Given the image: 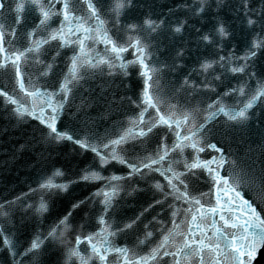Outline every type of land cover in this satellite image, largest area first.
Wrapping results in <instances>:
<instances>
[{
	"label": "snow or ice",
	"instance_id": "snow-or-ice-1",
	"mask_svg": "<svg viewBox=\"0 0 264 264\" xmlns=\"http://www.w3.org/2000/svg\"><path fill=\"white\" fill-rule=\"evenodd\" d=\"M222 3L223 0H215L216 8ZM6 7L13 19L11 24L0 20V72L14 74L23 95L16 94L15 89L12 93L0 90L4 104L12 106V114L18 121H38L41 142L51 146L70 141L98 158V170L85 169L79 180L106 181L97 192L103 196L99 229L87 235L77 233L74 243L70 239L73 230L69 221L71 212L60 219L47 236L37 235L22 253L17 251L12 236L0 227V246L9 251L14 264L17 256L37 252L46 240L63 247L64 264H155L169 256L173 264H258L260 253L264 251V215L257 210L254 201L245 196L244 189L254 182H264V163H260L259 176L238 168L237 160L231 154L210 142L212 128L209 125L222 115L226 130L240 131L248 127L250 110L264 98V83L257 80L254 87L250 83L255 74L248 73V62L264 47V41L254 38L242 55L236 54V45H233L224 55L225 41L232 37L224 20L217 14L212 26L206 32L203 30L204 14L213 7V0H194L192 5H186L191 16L171 24L148 15L142 22L125 25L121 18L128 9L135 7L134 0H109L107 7L102 0H14V7L8 0H0V11ZM190 21H199L200 27ZM247 24L252 27L257 21L249 18ZM189 28L196 34L197 53L201 46L205 50L211 47L213 51L207 57L197 54L199 69L193 68L182 74L189 43L183 36ZM261 30L264 31V25ZM165 31L173 45L177 38L182 41L171 56V63L161 61L157 55L162 43L158 37ZM97 44L104 46L103 52L97 50ZM53 49L55 55L48 61L46 57ZM66 50H70L71 55ZM129 51L132 59L124 55ZM60 56L65 57L64 67L56 83L49 84L48 77ZM29 67L35 68V79L31 74L26 76ZM130 69H138L143 87L137 98L127 97L138 109L128 117V127L121 122V131L106 132L103 136L91 129H80L83 135L68 126L61 130L62 117L83 87L82 82L97 76L128 77L132 75ZM166 72L177 73L170 89L161 85ZM194 74L203 79L197 82L193 79ZM240 76H248V79L240 80ZM232 79H237L235 86L231 85ZM226 80L229 81L226 90L218 91ZM181 93L185 97L183 103L177 99ZM197 97L202 99L197 100ZM232 97L239 98L229 103L226 98ZM82 109L83 103L72 114V119H79L78 113ZM88 119L85 113L81 121L85 128ZM161 127L167 132L154 152L147 155L129 152L130 140L139 139L143 143L153 129ZM169 134L173 137L170 145L167 142ZM209 150L218 155L201 156ZM176 153L179 159L170 156ZM112 162L126 166L129 179L134 176L153 179V187L162 194V199L154 200L123 227L115 220L109 223L107 219L115 197L124 191L123 185L118 183L124 177L102 175ZM257 164L258 159H255L248 165L252 173L256 172ZM153 173H158L166 185ZM63 175L56 169L50 176L41 177L37 188L30 189V192L41 193L39 203L26 205V208L36 214L47 212L48 204L43 194L53 190L66 191L70 183L76 182L57 183V177ZM191 176L203 178L209 185L208 191L193 194L188 179ZM213 196L215 203H212ZM168 197L172 198L171 203H168ZM164 203H168L171 213V227L157 221L161 223L160 239L148 253L140 255L127 245L119 246L114 242V237L137 226L146 212ZM79 206L74 204L73 208ZM7 216L6 205H0V217ZM149 224L144 225L145 237L138 241L139 244H145L153 237V232L147 231ZM81 245H86L84 251ZM110 256L114 258L110 260Z\"/></svg>",
	"mask_w": 264,
	"mask_h": 264
},
{
	"label": "water",
	"instance_id": "water-1",
	"mask_svg": "<svg viewBox=\"0 0 264 264\" xmlns=\"http://www.w3.org/2000/svg\"><path fill=\"white\" fill-rule=\"evenodd\" d=\"M102 2L107 7L109 0H102ZM8 3L14 7V0H8ZM134 3L135 7L128 9L121 18L125 25L142 22L148 15H151L157 21L164 19L169 24L177 20H184L191 16V13L186 11V5H192L194 0H134ZM262 13H264V0H223L220 8H216L215 0H213V7L204 14L205 23L203 30L206 32L212 26L214 22L213 18L218 14L232 33L231 39L225 41L226 47L223 54L227 55L232 46L236 45V54L242 55L246 51V48L250 47L254 38L258 37L261 41H264V31L261 30V25H264V15H261ZM249 18L256 20L257 24L250 27L247 24ZM12 19L13 15L10 13L8 7L0 11V20H6L11 24ZM190 22L200 27L199 21ZM23 28L24 26L22 25V31ZM167 36V31H165L163 36L158 37V39L162 40V43L157 55L161 61L167 60L171 63V56L174 55L176 47L180 46L182 41L177 38L176 44L173 45L171 39L167 38ZM195 37L196 34L191 28L187 29L184 33L183 40L189 43L187 44L188 51L185 53L186 58L183 61L186 67L182 69V74H187L193 68L199 69V64L196 62L197 54L207 57L213 51L211 47L205 50L201 46L199 53H197L195 51ZM96 48L103 52L104 46L97 44ZM66 51H68V55H71L70 50ZM52 55H55L54 49L50 51L46 59L50 61ZM124 55L127 59H132L131 51ZM64 60V56L57 58L56 67L48 77L49 84H54L59 79V73L64 67ZM248 63V73L255 74L254 78L250 81L253 87L257 80L264 83V47L258 50L257 55ZM130 71L132 75L128 77H124L123 75H117L114 78L97 76L95 79H88L82 82L83 87L79 89L71 101V106L66 109L62 117L59 125L61 130L65 126H68L73 131L83 135L80 129L83 128L85 131L91 129L92 132L103 136L106 132L121 131L119 127L121 122L124 127H128V117L134 112H138V109L135 108L127 97L137 98L143 87L142 80L137 75L138 69H130ZM28 74H31L32 78L35 79V68L29 67L26 76ZM176 76L177 73L166 72L164 80L161 81L162 87L170 89L173 86L171 82L176 79ZM1 77L0 90L12 93L13 89L17 86L14 74L4 73L0 75ZM193 79L199 82L203 77L194 74ZM238 79L247 80L248 76H240ZM236 84L237 79H232L231 85L235 86ZM228 85L229 81L226 80L224 84L220 85L218 91H225ZM16 94L23 95L20 92ZM250 94L251 92H249ZM238 98L232 97L226 98V100L229 103H233ZM177 99L183 103L185 100L184 94L181 93ZM196 99L199 100L202 97H197ZM82 103L83 109L78 113L79 119H72V114L76 113L77 107ZM193 103H196V100ZM11 107V105L6 106L4 98L0 96V168L6 167V172H0V205H6V211L8 212L6 218L0 217V227L12 236L17 244V251L21 253L37 235L41 237L47 236L49 230L58 224L59 220L69 212H71L69 221L73 229L70 239L73 243L77 233L83 232L84 235H87L89 232L98 230L100 227L98 222L99 216L103 213V205L100 203L103 200V196L97 195V192L103 188L106 181L86 182L79 180L85 169L96 168L98 170V158L90 151L76 148L70 141L51 146L41 142L40 132L37 128L38 121L31 119L18 121L12 114ZM85 113L89 118L86 128L81 123ZM250 115L251 120L248 127L240 131L233 129L226 130L225 118L222 115L217 117L209 125L212 128L210 142L217 143V146L223 148L226 154H231V157L237 160L238 168L245 169V171L249 172V175L259 176L260 163H264V98L257 101L254 108L250 110ZM76 121H79L78 127L74 125ZM97 124H99V127ZM166 132L167 129L161 127L153 129L143 139V143L139 139L130 140L127 145L129 152L133 155H147L154 152ZM172 139V135L169 134L167 141L169 145ZM133 144H135L134 152ZM42 151L44 153H41ZM67 151L69 152L65 154ZM210 155L218 154L210 150L201 154L204 158H208ZM9 156L18 158L15 160H19L21 164L18 167H14L15 165L8 166L11 163L7 161V157ZM170 156L179 159L178 153L170 154ZM255 159H258V164L256 172L252 173L248 165L251 160ZM40 160V165L37 166H33L30 163ZM23 163H26L27 167ZM30 166L42 168L38 176L31 174ZM180 167L182 168V166ZM14 169L18 170V176L12 175ZM56 169H60L64 174L61 177H57V183L76 182L70 183L66 191L53 190L52 192L44 193L43 195L48 204V211L43 214H36L34 210L26 208V205L38 204L41 193L39 191L35 193L30 192V189L37 188L40 178L50 176ZM69 169L77 170V174L67 171ZM66 172L71 175H68ZM128 172L129 169L126 166L116 162H112L102 172L104 176L117 175L125 178L118 181V183L123 185L124 191L115 197L113 208L107 214L109 223L115 220L120 227L135 219L149 204L154 203V200L162 199V194L153 187V179L147 177L141 178L140 176H134L129 179L127 178ZM152 175L166 185L167 182L162 177H159L158 173H153ZM188 179L193 194L208 191L209 185L204 182L203 178L197 179L191 176ZM132 189L136 190L132 191ZM130 191L132 192L131 195L128 194ZM244 194L247 198L254 201L257 210L264 215V182L257 181L250 184L244 189ZM18 197L19 199H17ZM13 201L15 202L6 204V202ZM81 201L83 203H80ZM171 201L172 198L168 197V203H171ZM168 203L155 205L152 210L144 214L137 226L114 237V242L119 246L127 245L129 249L139 252L140 255L148 253L160 239L159 230L161 223L157 221H162L166 227H171V213ZM212 203H215L214 196ZM74 204H79L80 206L73 208ZM153 217H157V220H153ZM216 219L219 222L218 216ZM149 221L152 223L149 224ZM146 224H149L147 231H152L153 237L146 241L145 244H139L138 241L143 240L145 237L146 230L144 225ZM85 249L86 245H81V250L84 251ZM113 258V256L109 257L110 260ZM20 261L23 264H64V250L58 243L46 240L37 252L28 256H17L15 264H20ZM0 264H14L9 251L3 246H0ZM155 264H173V260L170 256L163 257L156 261ZM258 264H264V251L260 253Z\"/></svg>",
	"mask_w": 264,
	"mask_h": 264
}]
</instances>
